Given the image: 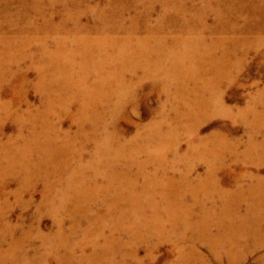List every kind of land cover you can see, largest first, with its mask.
Instances as JSON below:
<instances>
[{
    "label": "bare ground",
    "instance_id": "6f19581e",
    "mask_svg": "<svg viewBox=\"0 0 264 264\" xmlns=\"http://www.w3.org/2000/svg\"><path fill=\"white\" fill-rule=\"evenodd\" d=\"M15 1L0 0V89L18 77L25 85L33 68L42 104L32 111L0 98V119L18 125L0 138V181L18 180L19 199L41 179L49 193L37 210L59 217L54 230L18 237L17 225L1 220L8 193L0 188V264H137L138 243L153 250L163 241L176 254L168 264H244L264 250V175L236 168L264 161V138L256 140L264 121L249 106L234 114L220 103L221 83H233L248 55L264 50V0H17L41 17L20 30L19 14L8 18L6 7ZM147 94L158 99L153 120L124 137L115 124L125 103ZM215 111L251 128L241 152L224 135L196 136ZM63 119L74 130L62 129ZM170 154L185 168L176 170ZM200 161L206 168L196 174ZM246 225L250 235H242Z\"/></svg>",
    "mask_w": 264,
    "mask_h": 264
},
{
    "label": "rangeland",
    "instance_id": "374dc122",
    "mask_svg": "<svg viewBox=\"0 0 264 264\" xmlns=\"http://www.w3.org/2000/svg\"><path fill=\"white\" fill-rule=\"evenodd\" d=\"M93 1L99 3L100 5H103V0H93ZM22 5L23 4L21 2L18 3L17 0L13 3H9L6 5V7L9 9L8 10L9 13L11 12L9 14L8 18H12V17L16 16L17 14H19V17L17 19V24H18L19 30L21 29V27H24L26 24H30L31 21H32L31 23H36V21L37 22L41 21L40 15L36 14L33 11H29L30 8H29L28 4H24V6H22ZM18 12H20V13H18ZM32 15H34V16H32ZM2 17H5V16L3 15V12L0 11V18H2ZM31 17H33V18H31ZM208 18H211L210 15L208 16ZM86 19H87V17H83L82 20L85 21ZM3 28H4V32H8L7 35H12L13 31H9L10 27H8V26H6V24H4ZM39 31L42 33V30H39ZM34 34H36V33L33 32V29H27L25 31V35H27V36L32 37V36H34ZM38 34H40V33H38ZM42 34H40V36H42ZM13 44L14 43H10L9 50H11V48H13L12 47ZM0 48L4 49L2 44L0 45ZM29 50L39 51L40 48L38 45H36L35 47H32V48H29V49L26 48L25 53L30 52ZM263 52H264V50L263 51L261 50L262 54L260 56L259 55L256 56L252 52L248 55V57L246 58V60L243 64L244 67L242 66V68L237 73V77H235V78H237V79H235L236 82L234 81L233 83H230V84L226 83V82L221 83L220 103H222L225 107L226 106L231 107L234 114L237 113L238 110L239 111L244 110V108L246 106H249L253 110H255V112L258 110L256 113L258 114L259 117L261 116V120L264 121V56H263L264 53ZM25 66H26L25 62H22L20 64L21 69L24 68L23 70H26ZM29 70H30L29 73L25 72V74L27 73V76L29 79L28 83H26L24 85L25 82L20 80L18 77L17 81L13 82L14 88L12 87L11 84L9 85L8 83L5 84L4 87H1L0 91L2 94L0 95L1 96L0 98L2 99L5 96L2 100H8V99L12 100V102H14L15 105L20 107V109H22L25 106L24 108H26V109L30 108L32 111H36V107H38L42 104V102H41L42 95L40 94V92L38 90H36V88L34 86V83H35L34 77H36V73H35L34 69L30 68ZM144 84L148 85V83H144ZM29 85H30V87H29ZM17 86L19 88H17ZM23 88H24V90H23ZM145 88H147V87H144V89ZM259 90L263 91V95L260 98L261 100L259 99V101L255 102V101H253V98L256 96V93ZM159 98L163 99V97H159ZM157 100L158 99L155 95L147 94V98H145L141 101L138 98L136 100H133L132 103H127V104L125 103V105L123 107V111H122V113H120V115H122V116L118 117L116 120V124H115L116 129L120 130V131L124 130V132H123L124 137H127V138L131 137L132 134H134L137 129L139 130L141 128L142 124L148 123L149 121L153 120V118H154L153 112L157 108V107H155V106H157L156 105L157 104L156 102H158ZM12 102H10V103H12ZM18 102H19V104H18ZM25 103H27V104H25ZM13 106H14V104L13 105L10 104V108ZM236 109H237V111H236ZM71 112H73V111H71ZM248 116L250 118H252V116L250 114H248ZM249 117H248V119H249ZM2 119H3V117L0 119V138L5 140V139H8V137H11L16 133V130H17L16 127L18 125L13 123L12 120H10L11 118H9V119L4 118L3 120ZM125 119H127V120H125ZM70 122L71 121L68 119H63L62 122H60L59 124L61 125L62 129H67L68 127H72V130H74L73 124H72V122L71 123ZM200 122H199V124H197L198 129L194 131L197 137H202V138L208 139V138H212L214 136L213 134L224 135L232 145H233V143L239 141L238 150L240 152L243 149V146L245 147V144L247 143L248 137L250 135H252L251 131H250L251 128H248L244 123H242L240 121L232 122L231 119L229 118V116H226V114L222 115L218 111L211 113V115L208 117H204V119ZM29 128H30L29 123H26L25 125L23 124V126H22L24 133H27ZM263 138H264V127L260 128L258 130V132L256 133V140H262ZM184 141L181 142L180 152H182V150H184L186 148L187 141L186 140H184ZM86 146H87V150H90L91 144H88ZM168 158H169L170 163L173 162L172 164H174V166H175L174 168L176 170H179V169L182 170L185 168L184 165H187V163L185 161H183L182 158L174 159L173 161H171L170 159L173 158L171 156V154L168 156ZM193 158L194 157H190L188 159V162L189 163L193 162ZM231 162H232V160H230V158H229L226 161V163H228L226 165L231 164ZM197 163H195L196 164V174H203L205 171V168H206V163H203L201 161L197 162ZM241 166H244V167H241ZM254 166L258 167L260 169L259 172L261 175H264V161L260 162L259 159L249 158L248 162H246V163H242L241 161H238L236 164L237 170L242 168V170L251 171ZM170 174L173 175L175 173L170 172ZM230 176L231 175H227L228 178H226L225 181H224V179H222L223 180L222 185L225 184L224 185L225 187H229L233 183L232 176L231 177ZM248 179L249 178H244L243 183L247 184L249 182V181H247ZM7 181H8L7 184H5L4 186H2V182L0 181V186H1L0 188L3 189L2 194H4V192L8 193V195H5L7 197V200H8V206L5 208L6 209L5 216L1 220L2 221H9L12 224L17 225V229L15 230L16 231L15 235L19 237L20 233L25 232L29 229L31 232H34V235H35V233L40 232V230L43 232H46V233L49 232L50 230H54L55 229L54 221L59 216L56 217L54 214L48 215L47 213L44 212V210H42V211L37 210V205H40V201L42 199L41 196L44 193H46L48 190L45 187V185L43 184L42 180L37 179L35 181V184L32 187H30V193L31 194L24 192V194L19 199H15L14 195H13L14 192L20 191V190H18V182H17L18 180H16L15 178L12 177L11 179H9ZM47 193H49V191ZM27 201H28L27 206H22V204H25ZM0 202H1V200H0ZM242 207H241L242 210L240 209V212L244 213L246 210V205L243 204ZM64 215L62 217H63V220L66 224V225L64 224L66 227L67 223L69 222L71 217H69L66 214H64ZM54 218H55V220H54ZM239 222H241V221L239 220ZM246 228H247L246 234H242V235H250L251 234L250 228L247 225H246ZM18 231H20V232H18ZM6 240H8V239H6ZM30 241H31L30 245L31 244H34V245L40 244L39 243L40 241L35 236L34 237L32 236ZM137 245H139L138 252H137V257L139 259V262L138 261L137 262L139 264H168L171 260H173L175 258L174 255H176L174 253V246L169 241H167V243H166V241L161 242L157 246V249H153V250H151V243H144V244L138 243ZM30 247L31 246H28V248H27L28 252H30ZM169 250H170V252H169ZM200 250L202 252H205V254H207L206 248L204 246H201ZM263 253H264V250L254 251L251 254H248L247 260H245L244 264H258L259 256ZM128 259H130V258H127L126 260H128ZM134 264H136V263H134Z\"/></svg>",
    "mask_w": 264,
    "mask_h": 264
}]
</instances>
